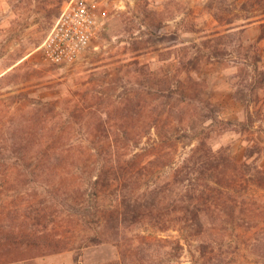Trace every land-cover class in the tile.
Returning a JSON list of instances; mask_svg holds the SVG:
<instances>
[{
    "label": "trees",
    "instance_id": "16d2710c",
    "mask_svg": "<svg viewBox=\"0 0 264 264\" xmlns=\"http://www.w3.org/2000/svg\"><path fill=\"white\" fill-rule=\"evenodd\" d=\"M263 21L257 41L245 50L244 57L251 54L253 61L242 63L245 76H239L232 95L233 100L244 103L246 112L249 101L264 86L257 45L264 39ZM244 28L237 27L239 36L244 34ZM230 30L222 35L215 32L216 39L178 50L186 51L178 61L183 71L173 79L151 71L146 65L130 63L138 66L141 80L132 86L128 83L121 96L106 94L102 102H107L101 103L106 105L102 110L91 102L85 108H74L59 122L56 114L51 115L55 101L31 103L25 91L0 98V176L3 177L0 188L4 187L3 191H12L10 179L15 175L21 178L25 189L35 187L47 181L43 175L62 166V157L73 161L75 128L90 138L88 148H84L87 162L73 171L84 174L90 170L73 191L65 189L64 195L59 190L46 191L42 202L27 201L25 205L12 200L5 202L0 197V264L38 251L54 254L76 250V259L82 249L103 243L113 244L122 253L134 251L139 247L126 243L124 230L144 221L160 224L155 225L160 230L172 225L185 234L183 242L201 235L192 253L193 264L222 263L219 252L215 253L219 250L218 243L211 235L215 231L222 233L231 224H234L230 228L233 233L235 225L248 231L252 228V204L256 200L250 198L248 189L264 191V173L255 166L248 167L246 161L254 154L253 148H246L244 161L237 162L228 148L212 147L208 141L209 126L221 127L227 123L217 117V108L203 96L202 82L194 81L188 74L199 68L200 57L206 56L208 60L219 57L218 47L223 44L217 45L215 40L228 37ZM243 48L239 46L238 54ZM182 75H187L186 79H181ZM115 82H109L108 89ZM108 97L114 98L113 101ZM23 103L27 104L25 112L19 110ZM78 111L80 116H94V125L84 118L71 125ZM207 122L209 125L205 126ZM187 144L188 151L180 156L178 150ZM168 168L171 172L161 176ZM155 172L159 177L152 180ZM80 178L76 176L79 182ZM55 217L87 229V234L91 230L92 235L88 234L77 245L59 239L52 233ZM253 241L254 247L264 248V240L257 237Z\"/></svg>",
    "mask_w": 264,
    "mask_h": 264
},
{
    "label": "rangeland",
    "instance_id": "374dc122",
    "mask_svg": "<svg viewBox=\"0 0 264 264\" xmlns=\"http://www.w3.org/2000/svg\"><path fill=\"white\" fill-rule=\"evenodd\" d=\"M68 1L0 0V98L25 91L31 103L41 100L53 104L55 101V110L51 115L56 114L59 122L74 108H85L91 102L92 106L102 110L106 106L101 104L107 102H102L106 94L121 96L128 83L132 86L141 80L138 66H130V63L146 65L151 71L173 79L183 71L178 61L184 58L186 51L178 50L213 37L216 39L213 33L220 32L222 35L230 28L228 37L215 40V44H223L218 47L219 57L209 60L206 56L200 57L199 68L188 76L202 82L203 96L217 108V117L227 123L221 127L209 126L211 133L208 141L212 147L228 148L237 162L244 161L246 148H253L254 154L246 161L248 167L255 166L264 173V86L257 91L256 98L249 101L247 112L244 103L233 100L232 96L239 76H245L242 63L253 61L251 54L248 57L244 54L248 45L256 42L260 34L264 0H92L96 12L103 15V34L75 63L55 65L46 58L41 45ZM248 17L250 19L246 20ZM240 25L245 27L241 36L237 32ZM257 45L264 69V39ZM239 46H244L240 54ZM190 54L191 51L188 56ZM135 67V71H131ZM186 77L182 75L181 79ZM113 80L116 82L108 89V83ZM248 81L246 84H250ZM19 110L25 112L27 104L23 103ZM10 112L13 110L10 109ZM79 114L78 111L76 117H72L71 125L83 118L94 125V116L87 118ZM204 125L208 126L209 122ZM75 131L73 161L62 157V166L43 175L42 178L47 181L35 187L30 184L25 189L21 178L15 175L10 179L12 191L0 188L3 201L12 200L19 205H25L27 201L42 202L46 191L59 190V194L64 195L65 189L71 192L82 184V178L87 176L90 168L84 174L73 169L87 162L84 148H88L90 138L82 136L77 128ZM188 145L178 150L180 156L188 151ZM165 171L160 175H168L171 168ZM76 176H81L80 182ZM152 176L154 180L159 174L155 172ZM22 177L31 178L30 175ZM2 179L0 176V182ZM48 183L57 186L50 188L46 185ZM10 184L8 189H11ZM248 193L252 200H256V204H252V228L248 231L235 225L236 232L233 233L230 228L234 224H231L222 233L215 231L211 235L212 240L218 243L219 250L215 253L219 252L223 259L221 264H264V248L253 246L257 237L264 240V191L251 187ZM54 219L52 233L59 239L71 240L77 245L82 238L92 235L91 230L87 234V229L79 225ZM155 225L160 224L144 221L124 230L126 243L139 247L134 251L122 253L113 244L103 243L82 249L76 259V250L54 254L38 251L18 256L7 264H193L192 253L202 236H191L183 242L185 234L177 228L171 225L166 230H160V226ZM188 232L191 234V231Z\"/></svg>",
    "mask_w": 264,
    "mask_h": 264
},
{
    "label": "built area",
    "instance_id": "2783aa9c",
    "mask_svg": "<svg viewBox=\"0 0 264 264\" xmlns=\"http://www.w3.org/2000/svg\"><path fill=\"white\" fill-rule=\"evenodd\" d=\"M104 24L92 0L68 1L42 42L46 58L55 65L75 63L101 37Z\"/></svg>",
    "mask_w": 264,
    "mask_h": 264
}]
</instances>
